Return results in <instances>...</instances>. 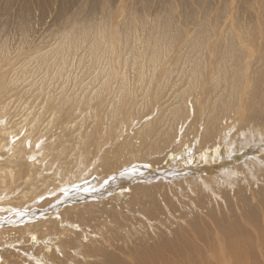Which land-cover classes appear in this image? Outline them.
Wrapping results in <instances>:
<instances>
[{
    "label": "bare ground",
    "instance_id": "obj_1",
    "mask_svg": "<svg viewBox=\"0 0 264 264\" xmlns=\"http://www.w3.org/2000/svg\"><path fill=\"white\" fill-rule=\"evenodd\" d=\"M237 36L244 51L229 72L222 61L211 62L208 83L198 86L201 77L190 70L199 93L182 70L192 94L201 95L193 104L185 90L168 88L169 70L139 104L116 75L114 99L101 96L106 80L93 96L79 98L93 112L82 123L84 112L62 113L66 97L58 104L46 99L40 112H11L21 101L12 98L17 69L0 75V264H161L164 256L185 264H244L236 227L210 232L221 222L217 197L234 211L235 185L253 201L254 186L264 182V65L251 70L264 62V36L248 34L247 51ZM40 53L32 59L48 51Z\"/></svg>",
    "mask_w": 264,
    "mask_h": 264
},
{
    "label": "rangeland",
    "instance_id": "obj_2",
    "mask_svg": "<svg viewBox=\"0 0 264 264\" xmlns=\"http://www.w3.org/2000/svg\"><path fill=\"white\" fill-rule=\"evenodd\" d=\"M248 34L251 38L264 36V0H0V68L4 70H0L3 73L0 72V75L11 76L10 71L17 69L18 82L15 87L11 86L15 88L12 98L21 101L12 103L11 112L24 113L29 109L40 112L46 99L56 100L54 104H58L66 97L69 102L62 113L70 107L78 109L84 112L83 119H78L82 123L83 120H90L87 118L93 112L88 115L89 107L79 100L93 96L104 80L108 83L101 96L114 99L118 75L124 76L127 89L134 95L133 102L139 104L143 95L152 89L150 85L156 82L160 85L165 79V69L169 70L168 88L174 86L173 91L177 93L185 90L189 94V102L193 104V100L201 95L192 94L189 80L182 70L188 72L193 82L190 70L195 68L201 77L198 86L208 83L211 62L213 65L222 61L229 72L230 65L234 66L237 57L244 51L234 37L238 35L242 44L248 45L243 49L249 50ZM151 45L156 46L155 51L151 50ZM261 47L264 51L263 44ZM45 51H48L46 55L32 59L35 53ZM262 65L264 62L253 64L252 72L260 66L263 68ZM195 83L193 91L197 94L200 89ZM174 94L170 95L171 101ZM92 104L90 106L93 107L95 104ZM49 109V103H46L43 111L46 113ZM48 114L41 115L43 120ZM116 149H120L118 145ZM250 181L249 189L252 190L254 180ZM235 186L230 198L240 201L234 205L233 211L217 197L219 204L215 210L221 222L212 226L210 232L218 231L219 226L227 229L236 227L238 242L246 257L244 264H264V192L256 188H264V182L254 186L253 201L249 199V192L244 199V192L243 195L238 194ZM255 198L259 199L257 205L262 204L255 219L250 221L246 219V214L256 208L257 205H252L256 202ZM221 207L222 218L219 217ZM159 239L152 240L150 244L155 245ZM211 239L215 241L213 237ZM153 241L156 243L153 244ZM201 254L205 262L206 254ZM169 257L164 256L161 264H185L183 260Z\"/></svg>",
    "mask_w": 264,
    "mask_h": 264
}]
</instances>
